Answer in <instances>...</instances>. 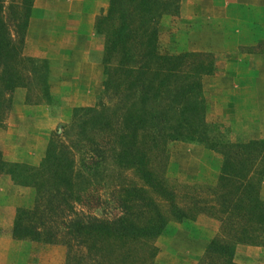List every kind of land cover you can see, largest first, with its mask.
<instances>
[{
	"label": "trees",
	"instance_id": "16d2710c",
	"mask_svg": "<svg viewBox=\"0 0 264 264\" xmlns=\"http://www.w3.org/2000/svg\"><path fill=\"white\" fill-rule=\"evenodd\" d=\"M179 2L109 0L96 19L97 32L104 37L101 94L108 100L75 108L66 126L84 136L111 133L119 147L116 162L134 168L143 182L131 186L133 200L141 203L135 201L113 219L59 220L78 198L72 170L76 142L53 134L37 164L7 160L0 152V175L34 189L33 206L16 208L12 236L48 243L57 221L68 229L64 264H146L155 250L147 239L160 235L170 220L187 216L174 202L163 174L154 169L166 162V144L181 140L197 141L222 157L214 188L223 214L219 233L208 240L197 264H240L234 261L237 244L264 246V138L228 139L220 119H207L202 77L215 70L212 54L162 50L160 20L177 13ZM32 4L0 0V109L5 108L4 94L22 83L24 61L36 60L22 55ZM258 163L262 166L252 174ZM154 196L164 197L171 216Z\"/></svg>",
	"mask_w": 264,
	"mask_h": 264
},
{
	"label": "rangeland",
	"instance_id": "374dc122",
	"mask_svg": "<svg viewBox=\"0 0 264 264\" xmlns=\"http://www.w3.org/2000/svg\"><path fill=\"white\" fill-rule=\"evenodd\" d=\"M161 22L162 19L159 25L162 50L184 51L188 45L186 40L182 39L177 30L170 28L169 31L168 27H163ZM98 35L101 40L98 42L96 39L94 45L101 44V53L95 54L91 59L96 63L87 64L80 60L75 66L72 59L49 60L38 57H34L35 61H24L22 83L4 94L5 108L0 109V152L7 160H24L37 164L53 134L63 141L72 139L73 143L76 142L72 148V170L78 198L70 200L72 210L63 212L59 220L69 221V218L75 216L113 219L122 215L128 205L132 207L135 201L141 203L133 200V196H136L131 192V186H141L143 182L139 180L134 168L116 162L115 151L119 147L111 133L95 132L84 136L77 129L66 130L75 108L93 107L100 100H108L101 94L104 80V37L103 34ZM24 57L33 58L28 55ZM212 58L214 65L221 60L219 57ZM207 81V77L203 76L202 84ZM216 88L218 89V85ZM203 92L207 119H221L220 115L217 116L210 109L208 96L213 98L226 91L205 89ZM221 121L227 130L225 137L237 139L234 131L228 130L226 122ZM220 162L221 157L217 152L197 141L176 140L166 144V162L162 167L154 165V169L163 174L165 184L173 193L174 202L186 210V217L193 222L189 223L186 218L179 222L170 220L160 235L147 239L148 245L155 250L146 264L198 262L205 250L206 238L220 225V217L223 215L214 193ZM34 197L33 188L15 185L8 175H0V244L5 241L6 234L12 236L16 208L33 206ZM154 198L160 208L171 216L169 203L164 197ZM67 232V224L56 221L50 232L51 242H39L61 244L67 250ZM12 238L38 242L30 237ZM157 256L159 257L155 261ZM234 259L237 263L243 260L250 264H264L262 253L247 255L242 252L236 254Z\"/></svg>",
	"mask_w": 264,
	"mask_h": 264
},
{
	"label": "crops",
	"instance_id": "0c3cea01",
	"mask_svg": "<svg viewBox=\"0 0 264 264\" xmlns=\"http://www.w3.org/2000/svg\"><path fill=\"white\" fill-rule=\"evenodd\" d=\"M108 5L109 0H33L22 55L72 59L75 66L83 60L96 63L91 60L101 53V44L94 45L96 39L101 40L96 19ZM161 23L169 31L177 30L188 43L180 52L210 53L221 59L214 72L205 75L208 81L202 86L207 91H226L208 100L227 129L238 140L264 138V0H180L178 12L165 15ZM219 164L220 172L222 157ZM261 166L258 163L252 174ZM260 196L264 199V177ZM219 228L206 238L204 249ZM64 247L16 240L6 234L0 244V264H64ZM242 252L264 254V246L237 244L234 256ZM246 263L250 264L243 260L240 264Z\"/></svg>",
	"mask_w": 264,
	"mask_h": 264
}]
</instances>
